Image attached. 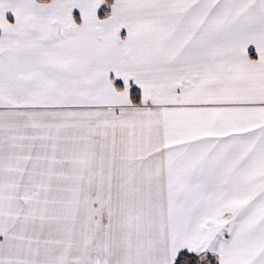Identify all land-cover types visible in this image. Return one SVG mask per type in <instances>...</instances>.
<instances>
[{
    "label": "snow or ice",
    "instance_id": "6c2138e0",
    "mask_svg": "<svg viewBox=\"0 0 264 264\" xmlns=\"http://www.w3.org/2000/svg\"><path fill=\"white\" fill-rule=\"evenodd\" d=\"M0 264H264V0H0Z\"/></svg>",
    "mask_w": 264,
    "mask_h": 264
}]
</instances>
